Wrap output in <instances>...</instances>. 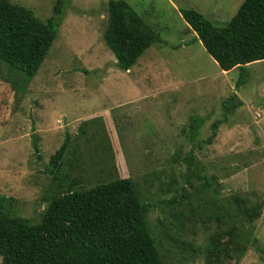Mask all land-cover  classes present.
<instances>
[{
    "label": "rangeland",
    "instance_id": "rangeland-1",
    "mask_svg": "<svg viewBox=\"0 0 264 264\" xmlns=\"http://www.w3.org/2000/svg\"><path fill=\"white\" fill-rule=\"evenodd\" d=\"M61 1L65 15L37 75L0 62V194L14 199L13 213L37 224L69 181L74 191L130 178L150 205L164 262L206 264L216 233L240 223L218 222L217 206L239 195L261 216L240 231L241 243L250 234L243 253L225 239L222 264H264V61L239 85L241 70L222 71L181 15L195 9L223 27L245 0H127L162 40L129 71L103 37L109 0ZM11 2L46 22L58 0ZM192 118L204 121L196 140ZM67 138L61 171H51Z\"/></svg>",
    "mask_w": 264,
    "mask_h": 264
},
{
    "label": "trees",
    "instance_id": "trees-1",
    "mask_svg": "<svg viewBox=\"0 0 264 264\" xmlns=\"http://www.w3.org/2000/svg\"><path fill=\"white\" fill-rule=\"evenodd\" d=\"M65 8L58 0L53 16L44 22L32 10L0 0V62L13 74L33 79L57 38ZM107 12L103 37L121 70H131L147 49L162 43L127 0H109ZM181 15L222 71L241 70L239 85L246 81L250 64L264 61V0H245L223 27L195 9H183ZM191 121L196 128L188 137L196 140L204 121ZM219 125L213 123L207 144L216 139ZM69 142L67 138L52 157L51 171L60 173ZM34 145L39 150L37 142ZM75 184L69 181L65 192L52 196L37 224L15 215L14 199L0 194L2 264H166L149 227L150 205L142 201L130 178L73 191ZM205 185L209 190L214 187L209 180ZM213 192L217 194L216 189ZM217 207L218 222L228 224L229 218H239L240 223L216 233L206 252V264L223 263L227 248L221 246L227 238L229 249L246 251L250 234H243L241 243L240 231L261 216L260 205L251 206L239 195ZM238 242L239 246H231Z\"/></svg>",
    "mask_w": 264,
    "mask_h": 264
},
{
    "label": "crops",
    "instance_id": "crops-1",
    "mask_svg": "<svg viewBox=\"0 0 264 264\" xmlns=\"http://www.w3.org/2000/svg\"><path fill=\"white\" fill-rule=\"evenodd\" d=\"M137 64V63H136Z\"/></svg>",
    "mask_w": 264,
    "mask_h": 264
}]
</instances>
